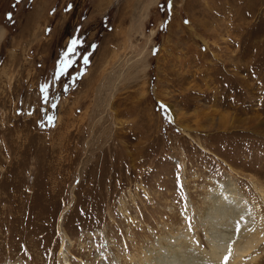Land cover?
I'll return each mask as SVG.
<instances>
[{
    "label": "rangeland",
    "instance_id": "rangeland-1",
    "mask_svg": "<svg viewBox=\"0 0 264 264\" xmlns=\"http://www.w3.org/2000/svg\"><path fill=\"white\" fill-rule=\"evenodd\" d=\"M223 180L264 264V0H0V264L213 262Z\"/></svg>",
    "mask_w": 264,
    "mask_h": 264
},
{
    "label": "bare ground",
    "instance_id": "bare-ground-1",
    "mask_svg": "<svg viewBox=\"0 0 264 264\" xmlns=\"http://www.w3.org/2000/svg\"><path fill=\"white\" fill-rule=\"evenodd\" d=\"M208 198L211 201L210 210L204 214L207 225L210 226L212 231L213 250L210 253L211 262L207 256L198 255L190 250L186 253H179V249L175 246H167L162 250H159L155 255H150V263L155 264H171L170 256L173 257L174 263L172 264H223V258L221 253L225 254L229 251L231 246L232 252H239V255L247 253L255 245L256 241L261 240L260 230L254 234L247 235L242 241L240 236H244L249 226L252 224V216L254 215L252 210L247 206L246 200L243 194L238 190V187L234 183L224 181L219 183L213 192L208 193ZM203 220V219H201ZM205 222V221H204ZM200 224V223H199ZM205 224V223H204ZM225 224V230H229V233H221L223 228L220 226ZM173 243V242H171ZM165 249V250H164ZM238 256H232L228 259L227 264H237ZM256 259V258H254ZM215 261V262H214Z\"/></svg>",
    "mask_w": 264,
    "mask_h": 264
},
{
    "label": "snow or ice",
    "instance_id": "snow-or-ice-1",
    "mask_svg": "<svg viewBox=\"0 0 264 264\" xmlns=\"http://www.w3.org/2000/svg\"><path fill=\"white\" fill-rule=\"evenodd\" d=\"M75 43H76V41H73V45H75ZM74 50H75L74 49V46L69 48V51L70 52H72ZM66 55H67V53H66ZM53 107H55V105H53ZM230 255H231V246H229V253H228V255H225L224 258H223V264H227V261H228Z\"/></svg>",
    "mask_w": 264,
    "mask_h": 264
}]
</instances>
